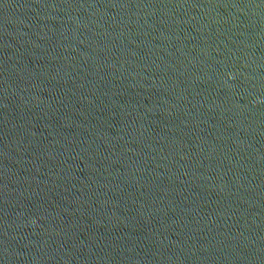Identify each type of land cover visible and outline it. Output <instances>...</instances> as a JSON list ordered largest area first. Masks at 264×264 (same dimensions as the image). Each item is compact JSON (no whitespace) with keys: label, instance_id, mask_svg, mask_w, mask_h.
<instances>
[{"label":"water","instance_id":"water-1","mask_svg":"<svg viewBox=\"0 0 264 264\" xmlns=\"http://www.w3.org/2000/svg\"><path fill=\"white\" fill-rule=\"evenodd\" d=\"M0 162L189 264H264V0H0Z\"/></svg>","mask_w":264,"mask_h":264}]
</instances>
